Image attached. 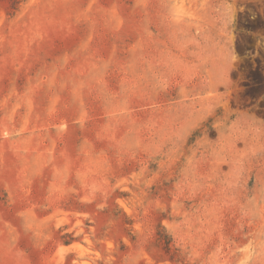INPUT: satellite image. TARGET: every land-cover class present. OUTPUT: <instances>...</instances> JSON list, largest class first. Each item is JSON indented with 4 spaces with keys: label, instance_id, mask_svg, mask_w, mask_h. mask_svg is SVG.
Returning a JSON list of instances; mask_svg holds the SVG:
<instances>
[{
    "label": "rangeland",
    "instance_id": "374dc122",
    "mask_svg": "<svg viewBox=\"0 0 264 264\" xmlns=\"http://www.w3.org/2000/svg\"><path fill=\"white\" fill-rule=\"evenodd\" d=\"M0 264H264V0H0Z\"/></svg>",
    "mask_w": 264,
    "mask_h": 264
}]
</instances>
